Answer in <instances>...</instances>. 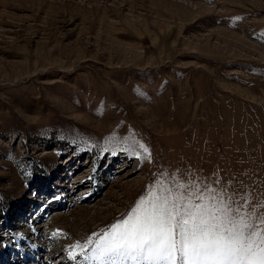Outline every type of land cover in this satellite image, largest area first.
I'll use <instances>...</instances> for the list:
<instances>
[{
	"label": "rangeland",
	"instance_id": "1",
	"mask_svg": "<svg viewBox=\"0 0 264 264\" xmlns=\"http://www.w3.org/2000/svg\"><path fill=\"white\" fill-rule=\"evenodd\" d=\"M173 201L264 220V0H0V264Z\"/></svg>",
	"mask_w": 264,
	"mask_h": 264
},
{
	"label": "snow or ice",
	"instance_id": "2",
	"mask_svg": "<svg viewBox=\"0 0 264 264\" xmlns=\"http://www.w3.org/2000/svg\"><path fill=\"white\" fill-rule=\"evenodd\" d=\"M226 211L211 203L153 205L115 225L100 255L109 264H264V220L225 224Z\"/></svg>",
	"mask_w": 264,
	"mask_h": 264
},
{
	"label": "bare ground",
	"instance_id": "3",
	"mask_svg": "<svg viewBox=\"0 0 264 264\" xmlns=\"http://www.w3.org/2000/svg\"><path fill=\"white\" fill-rule=\"evenodd\" d=\"M121 185H125V184H121ZM127 187V186H126ZM124 189H126V188H124ZM127 190H128V188H127ZM109 194H110V196L111 197H109V198H111V199H113V200H117V201H119V204L121 205V204H123L124 203V198L125 197H134V194H132L131 192H130V189L128 190V192L125 194V196H124V198L122 199V198H120L118 195H116L114 192H112V191H110L109 192ZM132 194V195H131ZM104 199V198H103ZM111 201V200H110ZM110 201H102L101 203L103 204V205H108L109 203H110ZM97 207V205L95 206V208ZM98 208V207H97ZM109 209H113L114 211H116V209H117V206H115L114 204H112L111 205V207H109ZM101 210V209H100ZM104 210V209H103ZM96 211H97V209H96ZM100 212V211H99ZM115 213H118V212H115ZM103 214H104V216L103 215H98L99 216V218L102 220H104L105 222H107V221H109L110 219H112V215H110V216H107L104 212H103ZM97 216V217H98ZM114 216H115V214H114ZM116 216H117V214H116ZM115 216V217H116ZM96 217V216H95ZM94 217V218H95Z\"/></svg>",
	"mask_w": 264,
	"mask_h": 264
}]
</instances>
